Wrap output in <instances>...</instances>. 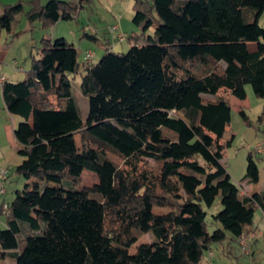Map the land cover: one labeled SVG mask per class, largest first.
<instances>
[{
  "label": "trees",
  "instance_id": "1",
  "mask_svg": "<svg viewBox=\"0 0 264 264\" xmlns=\"http://www.w3.org/2000/svg\"><path fill=\"white\" fill-rule=\"evenodd\" d=\"M25 1L4 5L0 40L18 35L20 13L28 29H48L91 0H28V9ZM135 4L142 28L127 36V52L101 41L104 53L91 63L66 38H43L24 78L3 83L5 106L20 119L14 134L24 160L13 173L28 182L0 225V264H201L213 245L244 238L258 210L264 217V189L242 192L223 164L234 139L223 137L230 96L246 99L251 84L264 99V0ZM77 76L86 120L73 97ZM85 169L98 183L82 184ZM243 179L260 181L252 151ZM218 197L223 208L209 216L205 207ZM145 234L151 241L137 244Z\"/></svg>",
  "mask_w": 264,
  "mask_h": 264
},
{
  "label": "rangeland",
  "instance_id": "2",
  "mask_svg": "<svg viewBox=\"0 0 264 264\" xmlns=\"http://www.w3.org/2000/svg\"><path fill=\"white\" fill-rule=\"evenodd\" d=\"M46 4L49 0H41ZM18 0H0V14L6 4H16ZM25 9L30 7L29 1L24 2ZM138 6L135 0H91L84 3L83 9L75 19L59 21L56 25L42 29L36 24L33 29H28L29 25L24 13L17 16L14 23V30L18 35L4 32L0 40V75L6 76L10 81H20L25 76V71L30 68L33 54L40 58V48L42 39L66 38L75 44L81 51L80 59H84L86 51L94 53V61H99L104 53V46L101 41H109L108 47L116 52H127L130 48L128 35L140 33L142 25L133 22V16ZM156 17V15H155ZM260 24L264 27V12L260 18ZM117 25L119 30L111 32V28ZM122 32L125 35L123 41H119L117 34ZM84 33H97L98 40L88 39ZM255 47V46H251ZM81 76L72 78L73 97L79 103L81 115L86 120L89 114V101L80 90ZM247 98L242 100L238 97L224 92L230 96L231 122L224 133V139H231L234 135L232 145L227 147L223 158V164L230 173L232 180L240 184L246 191L252 193L264 189V120H259V116L264 108V99L257 97L251 84L246 85ZM223 94V92H222ZM1 96V95H0ZM0 97V161L3 152L9 149H17L18 141L15 138L14 129L19 123L18 117H11L7 109L2 105ZM243 109L249 117V124L246 123L240 113ZM77 146L81 147V137L76 135ZM259 144H263L262 151L257 149ZM253 152L254 158L260 170V181L257 184H248L243 179L247 169V156ZM150 166H156L153 160H147ZM6 193L2 196L6 202H11L16 197V191L21 190L28 182L23 177L11 174L7 178ZM98 183L97 175L88 169L83 172L82 184L91 186ZM50 185L58 186V183L51 182ZM221 198L218 197L211 207H205L209 216L222 210ZM168 208L155 207L156 214H165ZM4 216V215H3ZM5 217V216H4ZM1 218V221L4 220ZM6 219V217H5ZM0 221V222H1ZM4 222H6L4 220ZM257 225L250 228L245 238L246 250L243 249L239 240L227 239L222 243L213 245L212 254L205 252L201 264H264V217L262 211L256 213ZM1 227H6L5 223H0ZM217 225L209 224V230L213 231ZM149 234L143 235L137 244L150 242ZM24 243H21V246ZM136 245L132 247L135 251ZM1 264H15V259L10 257L4 259Z\"/></svg>",
  "mask_w": 264,
  "mask_h": 264
},
{
  "label": "built area",
  "instance_id": "3",
  "mask_svg": "<svg viewBox=\"0 0 264 264\" xmlns=\"http://www.w3.org/2000/svg\"><path fill=\"white\" fill-rule=\"evenodd\" d=\"M119 28L117 25H114L111 28V32L115 33L116 31H118ZM117 37L119 39V41H123L125 39V35L122 32H118ZM94 53H92L91 51H86V53L84 54V60L88 61V62H94ZM6 81V77L2 76L0 77V84L3 85V83ZM257 149L259 151H262L263 149V144H259ZM9 176V168L5 167V166H0V211L2 212V214L4 216H8L10 214V206H9V202H6V200L2 199V196L6 193V180ZM241 245L243 246V249L246 250L245 245L247 243V239L241 238L240 240ZM212 254V252H210V255Z\"/></svg>",
  "mask_w": 264,
  "mask_h": 264
},
{
  "label": "crops",
  "instance_id": "4",
  "mask_svg": "<svg viewBox=\"0 0 264 264\" xmlns=\"http://www.w3.org/2000/svg\"><path fill=\"white\" fill-rule=\"evenodd\" d=\"M89 51V50H88ZM2 76H4V75H0V77H2ZM6 77V76H5ZM6 80H9L7 77H6ZM0 95L2 96V85L0 84ZM0 96V97H1ZM3 97V96H2ZM244 100V99H243ZM1 103H2V105H4V107L6 108V106H5V103H4V100H1ZM7 109V108H6ZM8 111V110H7ZM10 114V113H9ZM11 116V115H10ZM12 117V116H11ZM224 137V136H223ZM19 144V143H18ZM17 149H9V150H5L4 152H3V158H2V160L0 161V166H5V167H7V168H9V176L11 175V174H13V175H15L14 173H13V171H14V168L17 166V165H19V164H21L22 163V161L24 160V157L23 156H21L19 153H18V149L20 148V144L18 145V147H16ZM18 177V176H17ZM6 184H7V182H6ZM242 192H244V193H248V194H252V193H255V192H258V191H254V192H252V193H250V192H248V191H246L244 188H243V191ZM263 216V215H262ZM2 217H4L3 216V214H2V212L0 211V221H1V218ZM6 217V216H5ZM5 217H4V220L6 221V219H5ZM4 220L3 221H1L2 223H5L6 224V222H4ZM0 222V223H1ZM255 225H257V222H256V220H255ZM254 225V226H255ZM250 228H252V227H249V229Z\"/></svg>",
  "mask_w": 264,
  "mask_h": 264
}]
</instances>
